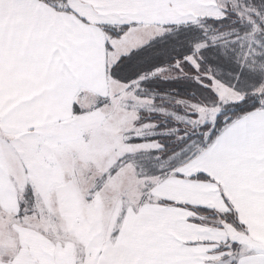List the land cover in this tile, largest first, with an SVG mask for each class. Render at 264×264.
Returning <instances> with one entry per match:
<instances>
[{"label":"snow or ice","instance_id":"obj_1","mask_svg":"<svg viewBox=\"0 0 264 264\" xmlns=\"http://www.w3.org/2000/svg\"><path fill=\"white\" fill-rule=\"evenodd\" d=\"M0 264H264V0H0Z\"/></svg>","mask_w":264,"mask_h":264}]
</instances>
